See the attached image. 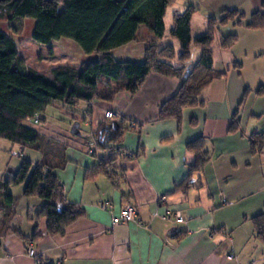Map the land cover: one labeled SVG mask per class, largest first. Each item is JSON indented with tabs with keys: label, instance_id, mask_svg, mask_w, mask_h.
I'll return each mask as SVG.
<instances>
[{
	"label": "crops",
	"instance_id": "crops-1",
	"mask_svg": "<svg viewBox=\"0 0 264 264\" xmlns=\"http://www.w3.org/2000/svg\"><path fill=\"white\" fill-rule=\"evenodd\" d=\"M189 6L198 10L191 19L193 37L204 33L209 16L219 18L226 10L242 14L240 25L230 22L222 27L225 33L215 34L211 47L213 68L214 48L218 46V53L225 55L226 73L203 89L199 96L203 106L185 108L180 123L157 120L159 106L177 91L180 80L155 72H150L133 94L122 91L110 101L94 100L89 112L81 103L84 106L79 108L86 114L83 118H88L84 125L90 128L91 142L79 138L80 123L74 121L68 138L60 139L65 152L51 151L43 160L54 166L52 173L63 188L65 200L81 207L84 215L69 224L62 235H49L46 219L37 217L42 201L24 197L21 192L14 195V215L0 232V264H36V260L52 264H264V244L254 237L250 221L264 212V193L260 192L264 187L254 186L264 176V152H250L243 114L237 113L241 131L228 132L233 113L236 109L239 112L244 103L245 99L239 105L245 89L250 92L252 86L241 71L240 57L248 54L254 56L252 62L260 76L259 84L251 89V101L261 104L253 107L249 115L255 119L253 131L264 132V94L254 92L264 87V29L245 26L253 13H264V0H174L165 15L167 29L172 25V16ZM140 29L141 41L113 50L114 59L142 62L148 42L160 47L175 44L167 35L159 40ZM230 33L237 35V41L230 49H222V36ZM198 56L199 50L194 62ZM85 57L84 62L96 58ZM107 111L115 116L113 121L125 127L134 123L136 127L123 132L119 143L88 154L99 125L109 121L104 118ZM23 124L41 135V128L27 120ZM198 137L204 138L209 160L201 172L192 176L190 186L182 190L180 185L194 160L186 146ZM51 145L56 147V143ZM114 146L134 157L116 159L112 180L102 173L86 177L99 159L113 154L110 149ZM19 148L22 152L23 148ZM6 168L14 176L15 170ZM3 174L1 180H13ZM125 203L137 208L136 220L112 225V217ZM101 204L111 207L102 208ZM166 209L179 211L183 221L163 218ZM29 244L36 260L25 253Z\"/></svg>",
	"mask_w": 264,
	"mask_h": 264
},
{
	"label": "trees",
	"instance_id": "trees-1",
	"mask_svg": "<svg viewBox=\"0 0 264 264\" xmlns=\"http://www.w3.org/2000/svg\"><path fill=\"white\" fill-rule=\"evenodd\" d=\"M174 0H0V18L8 20L32 19L30 38L33 42L49 46L60 39L75 42L85 56L95 55L92 61L82 62L78 67L57 64L50 68L49 75L27 68L15 42L0 32V139L21 148L40 151L41 159L32 164L23 160L15 171L12 181L0 179V232L14 215L15 197L10 193L13 186H21L24 197H36L42 201L37 217L46 219L49 235H62L65 228L84 215L76 204L67 202L63 188L52 173L54 166L43 159L49 152H64V147L42 144L41 135L23 124V121L42 115L45 108L54 102L75 107L79 103L90 110L94 100L110 101L119 92L133 94L142 85L150 72L175 76L180 80L177 91L159 106L157 120L173 119L181 122L185 108L203 106L201 92L213 80L225 75V71L213 69L212 44L215 34L230 22L240 25L242 14L236 10L221 12L222 16H209L203 34L193 37L191 19L198 10L187 7L172 16V25L167 29L165 15ZM236 19V20H235ZM247 28L264 29V13H253L245 24ZM143 28L156 39L167 35L174 43L163 47L148 42L142 62L118 61L111 52L130 43L141 41L139 29ZM237 35L222 36L220 47L230 49ZM192 48L199 50L197 60L189 68ZM176 60L177 67L172 64ZM238 64L234 67L238 68ZM249 89L246 88L239 105ZM257 95L264 94L259 86ZM236 109L228 126L229 133L241 131V121ZM113 121V120H112ZM111 120L101 123L94 136V149L102 150L108 144H117L125 131H133L122 122L113 129ZM193 122V121H192ZM191 122V123H192ZM249 150L253 155L264 152V132L252 131L247 136ZM194 155L188 166V176L181 183L182 190L190 186L192 176L201 172L209 160L204 149V138L198 137L187 144ZM54 148V150H53ZM105 159H99L86 177L102 173L113 179L117 158L130 159L134 154H124L112 147ZM254 237L264 244V212L250 218ZM39 264H52L38 260Z\"/></svg>",
	"mask_w": 264,
	"mask_h": 264
},
{
	"label": "rangeland",
	"instance_id": "rangeland-1",
	"mask_svg": "<svg viewBox=\"0 0 264 264\" xmlns=\"http://www.w3.org/2000/svg\"><path fill=\"white\" fill-rule=\"evenodd\" d=\"M196 18L199 19V17ZM33 25L34 21L32 19H18L10 21L5 16L0 18V32L8 35L15 42L22 61L27 68L43 73L44 75H49L50 68L53 65L66 63L78 67L82 62L85 61L86 57L82 53L81 49L75 42L70 39H62V41L52 43L49 46L33 42L30 38V33ZM196 31L197 30L195 28L193 33H195ZM224 31L227 30L222 29L221 33H225ZM140 32L146 34V30L143 28L140 29ZM219 40L220 36L217 34L215 41L218 43ZM147 41L148 40H146V42ZM211 49L213 50V48ZM191 54L192 55L190 57L187 68H189V66L194 62V59L198 55V50L194 49L193 51H191ZM214 56V68L218 70L220 69L219 71L222 70L226 72L225 55L218 53V46H215L214 48ZM247 57L251 58L249 59ZM253 57L254 56L249 54L246 56V58H243L242 56L240 57V61L242 63V75H245L244 77L246 78V81H248V83H252V86H249L250 92L246 96L244 103L240 106L238 112V116H240L241 114H243V117L246 116L243 130L247 135H249L255 128V119L252 118L249 113L252 111L253 107L258 108L261 106L260 101L253 99L251 101L253 94L251 93V89L253 90L260 81L257 80L260 79V76H257V72L259 71V69H255V67H257L256 64L253 65ZM177 63L178 62L176 60L172 61V64L176 67ZM79 106H81V103L75 106L76 108H70L69 106H66L60 102L49 104L45 108V111L42 115V119H44V121L39 122V124H35V126L41 128L42 130L40 142L43 145L46 143L51 144V142H53L61 146L60 139L68 138L70 126L74 121L80 123L79 138H81L85 142H91L89 135L90 128L84 125L85 122H87L88 118H86V116L85 118H83V116L86 114L82 113L83 111L79 108ZM245 106L248 109H245ZM87 135H89V137ZM79 138L76 140H79ZM41 154L42 153L40 151L33 150L29 147H25L22 152H20V148L18 147V145L12 144L11 142L4 139H0V174L4 173L3 177H5L6 179H11L14 176H11L7 173L8 169L6 167H11L16 171L20 167L23 160H29L32 164H34L40 159ZM251 178L252 180L254 179L253 175H251ZM259 179L260 181L257 179L258 181L254 186L264 187V176ZM11 188L10 191L13 195L20 194V187L13 186ZM260 192L264 193V189ZM262 201L264 205V198Z\"/></svg>",
	"mask_w": 264,
	"mask_h": 264
},
{
	"label": "built area",
	"instance_id": "built-area-1",
	"mask_svg": "<svg viewBox=\"0 0 264 264\" xmlns=\"http://www.w3.org/2000/svg\"><path fill=\"white\" fill-rule=\"evenodd\" d=\"M114 117L115 116L110 111H107L104 113V118L106 120H109V121L113 120ZM27 121L31 122L33 125L39 124V116L35 115L33 118L27 119ZM128 127L130 129H135L136 125L134 123H130L128 125ZM92 152H93V147H89L87 149V153L92 154ZM160 200H162V198H160ZM100 206L102 208H110L111 207L110 205H107V204H101ZM136 217H137V208L130 203H125L121 207L119 214L112 217L111 222H112V225H117L120 223H126L129 221H134V220H136ZM163 218L173 219L177 222L183 221V217L179 211H170L168 209L165 210ZM25 253L28 257L35 258V260H36V254L34 252V249L31 246V244H29L26 247ZM230 258H232V257H230ZM36 264H39L38 260H36ZM55 264H60V263L57 262Z\"/></svg>",
	"mask_w": 264,
	"mask_h": 264
},
{
	"label": "water",
	"instance_id": "water-1",
	"mask_svg": "<svg viewBox=\"0 0 264 264\" xmlns=\"http://www.w3.org/2000/svg\"><path fill=\"white\" fill-rule=\"evenodd\" d=\"M111 125H112L113 129H116L117 128V122L116 121H112L111 122Z\"/></svg>",
	"mask_w": 264,
	"mask_h": 264
}]
</instances>
